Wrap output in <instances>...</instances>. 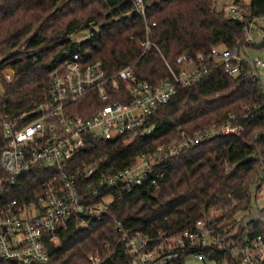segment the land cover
Returning <instances> with one entry per match:
<instances>
[{
  "label": "trees",
  "instance_id": "16d2710c",
  "mask_svg": "<svg viewBox=\"0 0 264 264\" xmlns=\"http://www.w3.org/2000/svg\"><path fill=\"white\" fill-rule=\"evenodd\" d=\"M144 4L145 16L134 0H0V119L32 115L51 94L53 71L75 53L85 63L100 60L108 74L137 62L136 80L155 84L171 77L168 64L180 68L177 59L183 54L207 55L213 47L223 46L247 55L250 48L262 47L246 40V22L231 18L225 7L239 4L251 21L264 16V0L224 4L219 0H144ZM84 31L89 32L86 38H73ZM6 69L12 72L10 78L4 74ZM241 69L239 75L231 76L223 64L211 62L207 75L180 87L149 118L152 132L147 136L127 143L88 135L86 149L74 165L96 163L118 172L183 132L219 128L230 115L238 125L236 132L203 140L158 164L163 172L158 187L141 185L117 193L105 218L90 219L87 226L74 221L67 230L58 231V241L47 238L49 260L35 264H91L88 256L98 252L101 264H129L128 257L109 256L110 245L121 236L118 222L126 229L153 233L160 228L178 236L203 220L226 241L241 234L264 235V207L256 218L232 227L233 233L221 224L252 209L260 191L264 195V182L258 181L264 167V84L247 62ZM124 89L123 84L114 100H122ZM100 106L98 95L90 93L70 109L73 115L89 117ZM47 178V166L30 167L9 187V199L36 200ZM217 211L223 214L214 217ZM204 253L205 263L239 264L229 250ZM172 264H187V258Z\"/></svg>",
  "mask_w": 264,
  "mask_h": 264
},
{
  "label": "built area",
  "instance_id": "2783aa9c",
  "mask_svg": "<svg viewBox=\"0 0 264 264\" xmlns=\"http://www.w3.org/2000/svg\"><path fill=\"white\" fill-rule=\"evenodd\" d=\"M134 1L145 16L144 0ZM225 10L231 18L246 22V40L253 42L257 25L264 26V16L247 21L239 4H228ZM148 44V40L144 42L140 58ZM214 60L223 64L224 72L231 76L239 75L246 62L258 77L264 68V60L242 55L238 48L215 46L207 55H181L177 59L180 68L168 64L171 77L152 84L136 80L137 62L108 74L100 60L85 63L75 53L53 71L51 94L35 108L33 116L28 113L14 120L0 119V264L47 262V238L58 241V231L67 230L74 221L87 226L90 219L105 218L111 213L117 193L141 185L158 187L163 178L158 164L181 150L236 132L238 125L230 115L219 128L183 132L179 138L161 145L152 154H143L133 166L118 172L101 169L96 163L74 165L86 149L88 135L100 141L119 139L130 143L138 136L151 134L149 118L180 87L190 86L207 75ZM4 74L12 76L7 69ZM123 84L122 100H114V93H120ZM90 93L98 95L100 108L89 117L73 115L70 105ZM34 165L47 166L48 174L37 199L10 200L9 187ZM258 181L264 182V167ZM117 228L121 236L110 245L109 256L128 257L129 264H172L182 257L187 261L191 257L203 261L208 249L229 250L236 254L239 264L264 262V235L241 234L226 241L203 220L197 222L194 230L178 236L160 228L153 233L126 229L121 222ZM88 260L91 264L103 262L99 252L90 254Z\"/></svg>",
  "mask_w": 264,
  "mask_h": 264
},
{
  "label": "rangeland",
  "instance_id": "374dc122",
  "mask_svg": "<svg viewBox=\"0 0 264 264\" xmlns=\"http://www.w3.org/2000/svg\"><path fill=\"white\" fill-rule=\"evenodd\" d=\"M233 0H219L221 4H224V2L227 3H232ZM89 35L88 31L81 32L79 34H75L73 38L81 40L86 38ZM253 43H256V45H262V47H255V48H250L247 50V55L251 59L254 58H259L264 60V26L257 25V28L255 32L253 33ZM9 70V69H7ZM260 78L262 79V82L264 84V68L260 70ZM256 186H254L255 190ZM257 201L254 202L252 209L246 210V211H240L236 215H234L231 218L224 219L221 224H224L227 226V228L235 227L238 228V226L241 225V221H248L251 219L256 218L259 215V210L264 207V195L263 192L260 191L257 196ZM223 213L221 211H217L213 213L214 217L221 216ZM187 264H216L214 261H208L207 263L203 261H198L195 260L193 257H191L188 261ZM222 264H227V263H222Z\"/></svg>",
  "mask_w": 264,
  "mask_h": 264
}]
</instances>
